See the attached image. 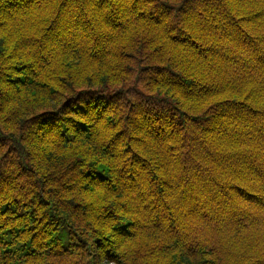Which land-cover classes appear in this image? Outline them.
<instances>
[{
	"label": "trees",
	"instance_id": "1",
	"mask_svg": "<svg viewBox=\"0 0 264 264\" xmlns=\"http://www.w3.org/2000/svg\"><path fill=\"white\" fill-rule=\"evenodd\" d=\"M0 264H264V0H0Z\"/></svg>",
	"mask_w": 264,
	"mask_h": 264
},
{
	"label": "bare ground",
	"instance_id": "2",
	"mask_svg": "<svg viewBox=\"0 0 264 264\" xmlns=\"http://www.w3.org/2000/svg\"><path fill=\"white\" fill-rule=\"evenodd\" d=\"M182 115H183V114H182ZM182 115H181V116H182ZM237 132H238V131H237ZM243 132H244V131H243ZM244 134H245V133H244ZM244 134H243V135H244ZM249 134H250V133H249ZM251 134H252V133H251ZM251 134H250V135H251ZM241 135H242V134H241ZM245 135H246V134H245ZM247 135H248V134H247ZM193 136H194V135H193ZM252 136H253V135H252ZM252 136H251V138H252ZM195 137H196V136H195ZM253 137H254V136H253ZM246 138H247V137H246ZM246 138H245V139H246ZM248 138H249V136H248ZM36 156H37V155H36ZM30 157H31V156H30ZM196 159H197V158H195V160H196ZM200 159H201V158H200ZM200 159H198V162L201 161V163H202L203 160H202V159L200 160ZM196 161H197V160H196ZM190 162H191V161H190ZM194 162H195V161H194ZM198 162H196V163H198ZM191 163H192V162H191ZM191 163H187V166H188V164H189V167H190ZM192 164H194V163H192ZM205 164H206V163H205ZM205 164H204V165H205ZM200 165H201V164H200ZM202 165H203V164H202ZM204 165H203L202 167H204ZM196 166H198V164H196ZM196 166H195V168H196ZM205 166H206V165H205ZM200 167H201V166H200ZM190 168H192V166H191ZM198 168H199V166H198Z\"/></svg>",
	"mask_w": 264,
	"mask_h": 264
}]
</instances>
